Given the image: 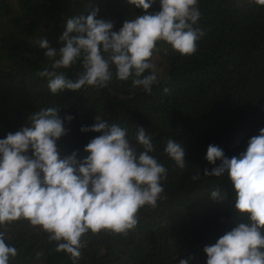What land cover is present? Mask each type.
Returning a JSON list of instances; mask_svg holds the SVG:
<instances>
[{"label": "trees", "instance_id": "16d2710c", "mask_svg": "<svg viewBox=\"0 0 264 264\" xmlns=\"http://www.w3.org/2000/svg\"><path fill=\"white\" fill-rule=\"evenodd\" d=\"M197 7L201 16L194 27L204 35L196 52L181 56L158 41L152 56V63L158 61V83L150 93L134 87L131 79L119 81L113 67L106 87L53 95L49 78L38 75L51 70L38 40L46 38L59 51L67 19L87 17L98 8L97 19L113 22L118 31L125 19L144 11L128 0H0V139L23 128L32 113L56 107L61 119L74 117L65 121L69 134L58 141L62 155L78 151V160L87 156L84 147L99 134L80 128L91 126L98 115L127 128L133 143L136 128L142 127L155 148L151 155L167 170L161 182L164 198L155 208L140 209L136 228L127 235L86 234L78 259L57 251L48 233L24 219L0 225L5 242L17 250L9 264H179L181 259L206 264L204 247L238 222L227 174L205 177L203 172L219 165L206 161L209 145L231 159L264 129V6L250 0H198ZM159 10L155 0L148 11ZM81 71L80 61L58 70L73 80ZM169 138L185 146L183 169L164 153ZM198 170L200 179L193 181ZM216 189L224 200L211 198Z\"/></svg>", "mask_w": 264, "mask_h": 264}, {"label": "clouds", "instance_id": "9594fccd", "mask_svg": "<svg viewBox=\"0 0 264 264\" xmlns=\"http://www.w3.org/2000/svg\"><path fill=\"white\" fill-rule=\"evenodd\" d=\"M154 2L128 0L145 14L125 19L118 31L113 30V22L97 19L98 8L87 17L67 19L59 51L46 38L38 40L51 61V70L38 75L49 78L51 94L106 87L113 67L119 81L131 79L134 87L150 93L158 83L152 63L158 41L181 56L195 53L204 35L194 27L201 16L198 0H159L160 10L149 13ZM250 3L264 6V0ZM77 61L82 71L75 80L58 72ZM60 110L49 107L34 112L23 128L0 139V225L24 219L48 233L49 240L57 242V251L78 259L86 234L127 235L135 229L140 209L155 208L164 198L161 182L167 170L151 155L155 148L142 127L136 128L133 143L127 128L109 124L98 115L91 126L80 128L81 133L99 134L84 147L87 156L78 160V151L62 155L58 141L69 134L65 121L71 123L74 117L61 119ZM164 153L177 167H185L183 143L167 139ZM206 161L210 165L219 161V165L211 172L204 169L203 176L224 178L227 174L235 194L233 217L238 221L214 244L204 247L206 264H264V129L249 139L245 152L231 159L218 146L209 145ZM200 176L198 170L191 179ZM210 196L214 201L224 200L219 189ZM16 255V248L0 232V264H9ZM179 264H189V260L181 259Z\"/></svg>", "mask_w": 264, "mask_h": 264}, {"label": "rangeland", "instance_id": "374dc122", "mask_svg": "<svg viewBox=\"0 0 264 264\" xmlns=\"http://www.w3.org/2000/svg\"><path fill=\"white\" fill-rule=\"evenodd\" d=\"M158 63V61H153V64H157Z\"/></svg>", "mask_w": 264, "mask_h": 264}]
</instances>
